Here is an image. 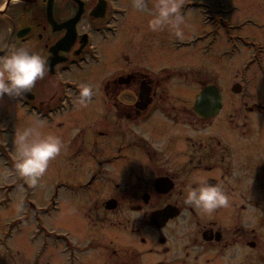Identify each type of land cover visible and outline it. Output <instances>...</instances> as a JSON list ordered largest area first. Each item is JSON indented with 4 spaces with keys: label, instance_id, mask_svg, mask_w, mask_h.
Here are the masks:
<instances>
[{
    "label": "flooded vegetation",
    "instance_id": "1",
    "mask_svg": "<svg viewBox=\"0 0 264 264\" xmlns=\"http://www.w3.org/2000/svg\"><path fill=\"white\" fill-rule=\"evenodd\" d=\"M154 3L155 0H148V7ZM207 3L200 6H210L215 15L231 12L238 6L227 5L222 0ZM128 4L132 5L133 0H0V55L22 46L44 57L48 67L44 78L38 80L26 96L11 97L12 100L46 122H53L66 112L76 118L74 110L79 108L78 89L84 84L78 85L76 80L68 77L58 83L56 78L63 72L83 70L85 66L99 63L101 57L94 38L106 40V32L110 29L116 32L118 19ZM196 4L195 0H184L186 6ZM260 5L264 6V3ZM78 12L73 34L62 41ZM213 18L209 15L203 21L209 19L211 23ZM219 20L223 26L226 25L224 18ZM263 24L264 21L248 16L241 19L240 26L262 28ZM209 33L215 40L221 37L227 40L223 33L216 34L213 30ZM244 39L245 44H257L264 53L261 40L247 33H244ZM52 57L56 63L50 66ZM116 71L114 69L112 76L100 86L88 84L93 86L94 95L89 101L92 109L86 112L92 120L101 119V125L96 127L105 130L96 131L98 137L111 134L117 138L112 152L103 154L106 155L104 160L97 161L100 167L84 181L70 186L57 184L48 206H36L31 201L23 203L33 213L48 216L57 206L61 189L66 188L73 199L80 192L91 191L96 183L104 182L108 176L109 168L101 167L112 164L117 174L114 188L105 194L86 195L82 202L75 203L81 207L80 215L92 224L111 214L117 228L0 230V264H21L20 253L28 255L30 264H248V249L259 247L260 234L254 230L231 228L229 218L221 220L220 216L214 217L215 213H223L225 206L205 213L184 203L188 187L195 186L194 182L200 180V172L208 174L205 178L209 183L223 187L224 175L216 170L222 169L225 148L214 134L206 132L211 119L216 116H199L194 112V102L188 109L183 104H174L158 92V81L142 72L134 70L117 74ZM210 84H204L196 94ZM131 85L134 88H130ZM261 86L257 102L248 110H256L264 118V83ZM101 93L108 95V101L100 97ZM126 94L133 99L123 100L121 96ZM154 115V124L144 132V127ZM207 120L210 121L201 132L199 124ZM152 126L159 130L168 128L172 132L156 140L149 132L153 130ZM179 126L187 128V133L174 134L170 127ZM262 130L264 135V125ZM80 149L84 151L81 152L82 157L93 156L95 159L96 147H75L74 150ZM258 168L264 176L263 136L258 148ZM168 205L174 206L178 214L163 223H155L152 220L154 213ZM172 223L174 227L169 229ZM154 254L163 257L153 260Z\"/></svg>",
    "mask_w": 264,
    "mask_h": 264
},
{
    "label": "rangeland",
    "instance_id": "2",
    "mask_svg": "<svg viewBox=\"0 0 264 264\" xmlns=\"http://www.w3.org/2000/svg\"><path fill=\"white\" fill-rule=\"evenodd\" d=\"M207 1L214 0H195V6H183L181 11L185 16V23L181 26L182 38H177L168 28L159 32L149 30L147 21L150 13L128 4L118 19L116 32H106V40L97 36L94 38L93 42L97 44L101 57L99 63L85 66L83 70L63 72L58 74L56 79L59 83L68 77L76 80L78 85L100 86L112 76L114 69H117V74L135 70L158 81V92L178 106L183 104L186 109L193 106L194 97L204 84H215L222 95L223 105L216 117L211 119L206 132L214 134V137L221 140L220 145L225 148L222 169H217L216 172L224 175L221 184L229 197V204L225 206L223 213L213 215L220 216L221 220L229 218L231 228L254 230L256 234H260L262 240L259 247L248 249V264H264V176L258 168V148L261 147L262 136L264 137V118H261L262 115L256 110H248V107L257 102L261 85L264 83V53L259 51L257 55L256 46L254 48L244 44V33L264 43V27L240 26L241 19L248 16L260 22L264 21V6H258L263 4L264 0H222L227 5L238 6L231 12L216 15L211 12L210 6H200L203 2L208 4ZM149 8L154 11L153 6ZM209 15L214 16L211 23L209 19L203 21ZM221 17L226 20L224 26L219 20ZM210 30L216 34H225L227 40L223 37L215 40L214 35L209 33ZM196 36L201 37L192 42ZM123 56L127 59L124 60ZM235 83L240 84L241 92L231 91V86ZM129 87L134 88L133 85ZM100 97L108 101V95L101 93ZM121 98L126 101L133 99L127 94ZM77 104L79 108L74 110L76 118L66 112L53 122L42 120V131L60 136L63 148L50 162L39 183L32 186L23 178L12 175L10 170L15 159L14 133L32 126L37 117L23 110L24 108L11 97L0 98V230H42L40 227L44 230L117 228L111 214L108 218L96 220L92 224L80 215L81 207L75 203L82 202L86 195H101L114 188V177L117 174L112 164H104L101 167L109 168L108 176L104 182L96 183L91 191L80 192L73 199L66 188L61 189L57 208L48 216L40 212L33 213L24 203L21 209L17 207L21 201H31L36 206H48L49 197L57 184L70 186L84 181L92 171L100 167L97 161L104 160L106 155L103 154L111 153L116 146L115 135L112 137L108 134L100 138L96 134V131L105 129L96 127L101 125V119L92 120L87 116L86 112L92 109L90 104ZM123 113L121 108V115ZM155 119L156 115L152 116V120L144 127V132L150 124H154ZM108 121L114 124L112 119ZM209 121L199 124L201 132L205 131L203 128ZM236 124L238 126L234 128ZM151 128L153 130L149 132L156 140L169 136L172 132L168 128ZM170 128L174 134L183 135L188 131L182 126ZM242 129L245 130L244 134ZM83 146L96 147L95 159L93 156L82 157L81 152L84 151L81 149L74 150L75 147ZM206 176L207 173L200 172V179ZM173 227V223L169 225V229ZM160 257L163 256L152 255L153 260ZM29 260L26 253H20L21 264H30Z\"/></svg>",
    "mask_w": 264,
    "mask_h": 264
},
{
    "label": "clouds",
    "instance_id": "3",
    "mask_svg": "<svg viewBox=\"0 0 264 264\" xmlns=\"http://www.w3.org/2000/svg\"><path fill=\"white\" fill-rule=\"evenodd\" d=\"M133 5L138 10L150 13L147 21L149 30L159 32L168 28L177 38L183 37L181 26L185 23V16L181 9L184 0H155L154 11L148 7V0H133ZM47 71V62L39 53L22 46L9 49L0 55V98L23 96L31 91L38 80L44 78ZM93 95L92 85H82L77 102L86 106ZM43 126L44 121L37 119L32 126L14 133L15 159L11 174L23 178L32 186L39 183L50 162L63 148L62 138L42 131ZM4 175L6 178L7 171ZM194 183L195 186L190 185L184 195L186 205L210 213L229 204V197L219 184L209 183L207 178ZM17 207L21 209L23 202Z\"/></svg>",
    "mask_w": 264,
    "mask_h": 264
},
{
    "label": "water",
    "instance_id": "4",
    "mask_svg": "<svg viewBox=\"0 0 264 264\" xmlns=\"http://www.w3.org/2000/svg\"><path fill=\"white\" fill-rule=\"evenodd\" d=\"M79 17V12L77 13L76 17L74 18L72 24H71V29L68 31L66 36L62 41L67 40L70 38V36L73 34L74 30L72 31L74 24L78 20ZM50 66H52L54 63V57L49 59ZM232 91L233 92H239L240 91V85L239 84H234L232 86ZM24 95H27L24 94ZM221 107V96L219 94V91L215 85H207L201 91L196 94L195 96V101H194V112L198 114L199 116L203 118H208L213 115H216ZM112 207V206H111ZM178 214V210L171 205L166 206L160 211H157L154 213L152 216V220L155 223H158L159 221L165 222L166 219L169 217H173Z\"/></svg>",
    "mask_w": 264,
    "mask_h": 264
}]
</instances>
